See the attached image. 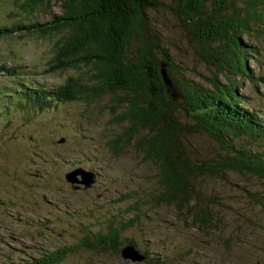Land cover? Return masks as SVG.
I'll return each mask as SVG.
<instances>
[{
	"label": "trees",
	"instance_id": "trees-1",
	"mask_svg": "<svg viewBox=\"0 0 264 264\" xmlns=\"http://www.w3.org/2000/svg\"><path fill=\"white\" fill-rule=\"evenodd\" d=\"M8 1L23 18L1 28L0 36L24 35L20 44L29 50L28 37L45 42L48 53L39 52L47 54L45 72L71 74L51 88L36 82L28 86L16 68H1L10 81L8 103L0 109L2 117L9 116L10 108L41 112L57 106L53 101L62 96L87 106L106 97L102 111L108 113V124L123 126L107 142L108 149L119 156L131 148L141 156L142 164L153 163L160 189L153 202L170 207L186 227L214 229L197 186L201 177H241L243 192L264 198L263 192L250 190L256 184L264 185V113L247 107L249 99L243 93L246 85L255 91L264 85V0H59L60 13L50 14L47 21L35 16L50 11L56 0ZM153 12L178 22L196 57V69L170 55L152 20ZM161 67L172 83L170 92L161 79ZM197 135L204 136L213 148L211 157L195 148L191 139ZM117 201L123 198L109 200ZM52 202L66 215L94 212L90 206L73 205L70 196L62 201L52 198ZM132 224L133 220L109 219L102 230L86 229L70 247L45 251L21 264H59L81 247L115 253L122 259L121 248L134 245L121 237ZM246 240L255 251L262 244ZM183 253L181 263L194 264L188 257L190 250ZM143 254L141 263L122 260L150 264L148 253ZM257 256L259 261L254 264H263L264 248Z\"/></svg>",
	"mask_w": 264,
	"mask_h": 264
},
{
	"label": "rangeland",
	"instance_id": "rangeland-1",
	"mask_svg": "<svg viewBox=\"0 0 264 264\" xmlns=\"http://www.w3.org/2000/svg\"><path fill=\"white\" fill-rule=\"evenodd\" d=\"M56 2L50 11L37 14L35 18L47 21L50 14L60 13V1ZM9 6L8 0H0V24H12L23 18V14L10 6L11 12ZM152 20L164 36L170 55L187 62L190 69H196V57L178 22L158 12L152 13ZM17 37L0 40V64L20 63L29 80L45 84L57 85L71 74L70 71L43 74L47 54L42 56L39 52L43 49L48 53V45L28 37L26 46L32 48L29 50L20 44L26 36ZM6 81L1 78L0 84ZM0 91H5L1 85ZM243 93L249 99L247 107L263 114L264 85L258 91L246 85ZM5 101L6 97L2 96L0 109ZM106 104L107 98L103 97L89 106L78 101L49 106L41 112L33 111L32 117L0 115V218L5 216L0 223V264H21L45 251L70 247L81 239L86 229L102 230L112 218L123 222L133 220L122 233V240L124 243L132 241L141 252L148 253L150 264H182L181 255L188 249V257L194 264H254L259 261L255 256L264 248V198L243 192L245 181L241 177H201L197 186L211 213L214 229L199 231L186 227L170 207L153 202L160 191L157 167L150 162L142 164L141 156L131 148L119 156L108 149L107 142L119 134L123 126L108 124V113L102 111ZM193 140L196 149L206 151V158L211 157L214 150L204 136H193ZM84 155L89 162L80 161ZM74 167L96 169L99 175L92 190L111 196L70 194L67 183L73 185V182L66 180V183L63 175ZM40 173H43L42 178ZM37 185L44 187L38 189ZM250 190L264 193V185L256 184ZM42 194L47 195L46 198L40 196ZM84 194L90 195L91 191ZM129 195L130 199L124 198ZM22 196L38 197L26 199ZM69 196L73 205L90 206L94 212L66 215L52 202V198L62 201ZM112 198H123V201L110 203ZM134 206L136 209L132 210ZM250 238L262 242L257 251L248 247L252 244L246 239ZM197 258L199 263H196ZM260 262L264 264V257ZM59 264L132 263L123 261L115 253L81 247Z\"/></svg>",
	"mask_w": 264,
	"mask_h": 264
},
{
	"label": "flooded vegetation",
	"instance_id": "flooded-vegetation-1",
	"mask_svg": "<svg viewBox=\"0 0 264 264\" xmlns=\"http://www.w3.org/2000/svg\"><path fill=\"white\" fill-rule=\"evenodd\" d=\"M63 101L67 102L68 104L73 102L71 101L70 99H68L67 97L64 96L63 98ZM80 161H84V162H89L88 159H87V156L84 155L82 158H80ZM55 167H57V164H53ZM76 170H81L83 171L84 173H87V174H90L92 175V181L89 183V186L86 187V184L84 183V180H87L88 179V176L87 177H82L81 174H77L75 177H74V181H73V185H71L70 183H67L66 182V175L71 173V172H74ZM98 171L96 169H92V168H83V167H74L72 169H70L69 171H67L64 175H63V180L70 185V189H71V192L70 194H74L75 196H111L110 194L108 193H104L102 195L98 194V193H94V191L92 190L93 187H94V184L98 178ZM40 177L42 178L43 177V173H40ZM73 186V187H72ZM91 191V194L90 195H85L84 193L86 192H89ZM40 196H47L45 194H42ZM51 196H54V195H51Z\"/></svg>",
	"mask_w": 264,
	"mask_h": 264
},
{
	"label": "water",
	"instance_id": "water-1",
	"mask_svg": "<svg viewBox=\"0 0 264 264\" xmlns=\"http://www.w3.org/2000/svg\"><path fill=\"white\" fill-rule=\"evenodd\" d=\"M160 75H161V79L163 81L164 86L166 87V91L170 92V89L172 87V83L169 80L166 71L163 67H161L160 69ZM77 174H81L82 177H87V180H84V183L86 184V187L89 186V183L92 181V175L84 173L81 170H76L74 172H71L69 174L66 175V180L73 182L74 181V177ZM120 256L122 259L130 261L132 263H141L145 260V256L143 254V252H141L135 245H125L124 247L121 248L120 250Z\"/></svg>",
	"mask_w": 264,
	"mask_h": 264
}]
</instances>
